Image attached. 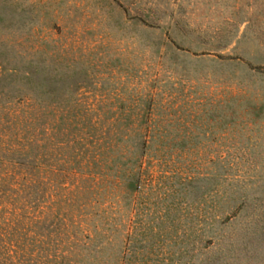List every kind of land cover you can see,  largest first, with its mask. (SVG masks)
<instances>
[{"label": "rangeland", "instance_id": "1", "mask_svg": "<svg viewBox=\"0 0 264 264\" xmlns=\"http://www.w3.org/2000/svg\"><path fill=\"white\" fill-rule=\"evenodd\" d=\"M0 264H264V0H0Z\"/></svg>", "mask_w": 264, "mask_h": 264}, {"label": "trees", "instance_id": "2", "mask_svg": "<svg viewBox=\"0 0 264 264\" xmlns=\"http://www.w3.org/2000/svg\"><path fill=\"white\" fill-rule=\"evenodd\" d=\"M20 111L22 110L23 111V109L20 107V109H19ZM15 123V121L14 122H12V124H14ZM20 123H22V121H20ZM19 122L16 124V126H19V125H22V124H20ZM6 211V210H5ZM6 225V224H5ZM4 224H3V226H5Z\"/></svg>", "mask_w": 264, "mask_h": 264}]
</instances>
